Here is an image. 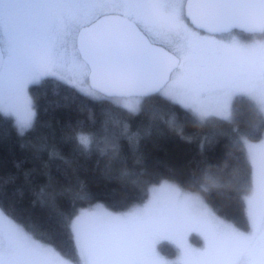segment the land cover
I'll return each mask as SVG.
<instances>
[{
  "label": "snow or ice",
  "instance_id": "1",
  "mask_svg": "<svg viewBox=\"0 0 264 264\" xmlns=\"http://www.w3.org/2000/svg\"><path fill=\"white\" fill-rule=\"evenodd\" d=\"M233 29L264 33V0H0V111L18 115L25 84L52 73L69 84L90 77L106 97L157 93L201 116L202 98L227 105L242 92L264 113V52L218 38ZM164 72L172 75L161 79ZM27 127V120L18 121L20 132ZM77 142L88 150L95 141L82 132ZM237 143L253 169L252 195L264 191V166L256 159L264 139ZM182 203L190 214L203 208L196 196ZM154 207L124 214L81 209L75 219L63 218L75 254L53 234L26 230L0 209V264H147L150 225L173 220L171 213L149 220ZM248 215L251 232L211 217L207 264H264V222ZM209 217L205 210L201 222Z\"/></svg>",
  "mask_w": 264,
  "mask_h": 264
},
{
  "label": "trees",
  "instance_id": "2",
  "mask_svg": "<svg viewBox=\"0 0 264 264\" xmlns=\"http://www.w3.org/2000/svg\"><path fill=\"white\" fill-rule=\"evenodd\" d=\"M29 95L35 116L28 131L0 111V209L26 230L53 234L75 254L63 218L97 204L126 212L165 181L201 196L238 231L250 230L253 169L237 141L262 139L264 113L248 97L233 99L230 119H200L159 94L142 98L134 112L54 77L30 86ZM82 132L93 134L88 150L78 145Z\"/></svg>",
  "mask_w": 264,
  "mask_h": 264
},
{
  "label": "rangeland",
  "instance_id": "3",
  "mask_svg": "<svg viewBox=\"0 0 264 264\" xmlns=\"http://www.w3.org/2000/svg\"><path fill=\"white\" fill-rule=\"evenodd\" d=\"M250 42L252 45L251 48L255 52H264V36L252 38ZM46 77H54L65 82L64 80L60 79V77L56 74L46 73L38 75L25 84L23 93L20 99L16 102L18 107V115L2 111L4 114L8 115L14 120L17 127L18 121L20 119L27 120L28 127L23 132L28 131L33 126L35 116L34 106L29 95V87L39 83L42 79ZM69 85L73 86L84 95H87L93 99H101L104 97L90 87L88 78H86L83 83H81L79 79H77L76 83ZM237 95H244L248 97L259 107V104L256 102V100L253 97L249 96L247 93L236 92L229 99L227 105H225L220 99L214 96L202 98L200 104L203 111L206 113L203 116H201L200 114H194L190 109L188 110L200 119H206L212 116L223 119H230L232 102ZM112 99H114L115 102L134 112L138 111L142 101V98L138 97ZM262 139H264V136ZM261 140L251 143L258 144L261 142ZM256 159L258 165L264 166V150L257 151ZM250 195H252V193ZM184 196L199 197V200L203 204V208L199 209L197 213L192 214L185 211L182 203ZM97 205L100 206V209L96 208ZM97 205L91 206L83 210L105 211L111 212L113 214H124L133 210L144 209L149 205H154V211L151 213L149 220H154L161 214L171 213V215L173 216V220L168 225L160 226L156 223H152L150 225L151 235L147 242L148 255L146 257V260L147 262L151 261V264H207L208 256L206 253L208 248V233L212 225L211 217H214L216 221H220L235 228L232 223L220 219L214 213H212V211L204 202L201 196L194 193L186 192L180 189L177 185L168 181L162 182L161 184L154 186L150 190L149 198L145 203L138 206H134L126 212L115 213L109 211L101 204ZM247 205L248 214L251 210L255 213L258 222H264V191H261L259 190V188H257L255 194L252 195V204L249 205L247 198ZM205 210L207 211V213L210 214V217L207 218L205 222H201L202 213H204ZM79 214L80 212L78 213V215ZM249 219L250 230L247 232H251L252 230L251 218L249 217ZM164 244L169 246V248L173 249L175 251V254L168 255L166 253H163L160 247Z\"/></svg>",
  "mask_w": 264,
  "mask_h": 264
},
{
  "label": "flooded vegetation",
  "instance_id": "4",
  "mask_svg": "<svg viewBox=\"0 0 264 264\" xmlns=\"http://www.w3.org/2000/svg\"><path fill=\"white\" fill-rule=\"evenodd\" d=\"M264 34H255V35H249L240 31H233L231 33L222 34L218 38L221 39L224 43H227L231 40H236L237 42L251 48V42L250 40L252 38L256 37H262ZM147 264H151V261L147 262Z\"/></svg>",
  "mask_w": 264,
  "mask_h": 264
},
{
  "label": "water",
  "instance_id": "5",
  "mask_svg": "<svg viewBox=\"0 0 264 264\" xmlns=\"http://www.w3.org/2000/svg\"><path fill=\"white\" fill-rule=\"evenodd\" d=\"M233 31H240V32H243V33H246V34H249V35L264 34V33H260V32L248 33V32H244V31L241 30V29H233L231 32H233ZM231 32H226V33H223V34H227V33H231ZM221 35H222V34H221ZM165 75H167V76H171L172 73H168V72H164V73H162V75H161V79H163V77H164ZM88 80H89L90 87H91L94 91L98 92V91L93 87V81H92V79L89 77ZM98 93H99V92H98ZM100 94H101V93H100ZM101 95L103 96V94H101ZM154 95H158V94H157V93H150V94L145 95V94H143V93L140 92V91H129V92H127V93L124 94V95H113V96H111V97H106V96H104V97H106V98H110V99H112V98H131V97L147 98V97H151V96H154Z\"/></svg>",
  "mask_w": 264,
  "mask_h": 264
},
{
  "label": "bare ground",
  "instance_id": "6",
  "mask_svg": "<svg viewBox=\"0 0 264 264\" xmlns=\"http://www.w3.org/2000/svg\"><path fill=\"white\" fill-rule=\"evenodd\" d=\"M264 136V135H263ZM263 138V137H262Z\"/></svg>",
  "mask_w": 264,
  "mask_h": 264
}]
</instances>
